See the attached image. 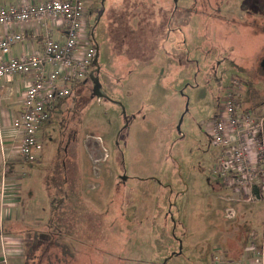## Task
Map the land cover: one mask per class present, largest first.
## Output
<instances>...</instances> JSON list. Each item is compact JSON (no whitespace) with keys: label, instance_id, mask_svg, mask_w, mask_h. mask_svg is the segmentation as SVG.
I'll use <instances>...</instances> for the list:
<instances>
[{"label":"rangeland","instance_id":"374dc122","mask_svg":"<svg viewBox=\"0 0 264 264\" xmlns=\"http://www.w3.org/2000/svg\"><path fill=\"white\" fill-rule=\"evenodd\" d=\"M244 1L82 0L81 44L91 28L99 62L93 75L113 102L83 82L54 102L37 133L42 156L16 183L19 223L48 220L46 174L56 222L63 232L72 225L59 243L78 255L216 264L211 254L240 236V227L258 230L263 201L222 184L208 133L232 78L242 81L244 106L264 102V16L248 18ZM62 162L69 175L57 185L51 176ZM3 233L12 257L19 255L24 240Z\"/></svg>","mask_w":264,"mask_h":264},{"label":"built area","instance_id":"2783aa9c","mask_svg":"<svg viewBox=\"0 0 264 264\" xmlns=\"http://www.w3.org/2000/svg\"><path fill=\"white\" fill-rule=\"evenodd\" d=\"M82 0H34L0 6V25L36 23L42 32L41 52L23 53L19 57L0 59V77L31 75L22 107L11 125L19 134L17 152L25 164L35 162L42 149L38 136L40 125L48 118L54 102L71 94L70 84L82 81L91 71L98 49L83 34ZM55 27L62 41L52 38ZM23 38L21 32H8L0 37V54ZM242 81L232 78L231 88L224 95L217 115L209 126V136L218 149L213 170L222 184L236 189L246 199L264 201V102L254 108L242 106ZM25 172L19 176L23 177ZM5 177L0 179V264H11L9 240L3 233L9 217ZM245 249L251 253L249 264H264V222L259 237L251 232ZM212 253L215 263L223 261V251Z\"/></svg>","mask_w":264,"mask_h":264},{"label":"crops","instance_id":"0c3cea01","mask_svg":"<svg viewBox=\"0 0 264 264\" xmlns=\"http://www.w3.org/2000/svg\"><path fill=\"white\" fill-rule=\"evenodd\" d=\"M24 1L34 0H0V6H7L9 4H17ZM38 1V0H36ZM42 1V0H40ZM8 32H21L23 38L14 42L7 54H0V59H8L10 57H19L23 53L41 52L42 50V32L39 31L38 25L34 23H27L25 25H0V37ZM50 33L52 38L62 41V35L57 28L51 27ZM87 34V33H86ZM31 75H14L0 77V179L5 177V189L7 202L9 203V219H6L4 224L6 226L19 225V218L24 219L23 212L21 213L18 205V198L20 189H17L16 183L21 178L19 174L24 171L25 167L30 164L22 162L19 153L17 152V143L19 141V134L13 129L11 122L16 117L22 107L23 92L31 80ZM42 155V153H41ZM263 201L256 199L250 202ZM246 203V201H244ZM264 203V201H263ZM264 208V207H263ZM264 222V216L258 230H252L249 227H240V236H235L234 239H226V244L223 246L225 252V259L220 264H249L251 253L245 251V247L249 240L251 232H255L259 237ZM242 232L245 233L242 237ZM14 241L17 239L12 237ZM248 239V240H247ZM9 240V239H8ZM232 242V243H231ZM22 248L19 255L12 257V264H21Z\"/></svg>","mask_w":264,"mask_h":264},{"label":"trees","instance_id":"16d2710c","mask_svg":"<svg viewBox=\"0 0 264 264\" xmlns=\"http://www.w3.org/2000/svg\"><path fill=\"white\" fill-rule=\"evenodd\" d=\"M242 11L245 12V14H247L248 18L251 16L253 18V15L256 16V14H258L260 16H264V0H245L244 3L242 4ZM209 15L213 16L215 18H217V16H218V15L214 16L213 14H210V12H209ZM235 26H236V23H235ZM91 33H92V31L90 28L87 36H88L89 40L94 45L97 46L94 39L91 38L92 37ZM97 61H98V52H97ZM98 64H99V62H98ZM261 69L263 70L262 67H261ZM78 82L85 83L86 81H84V80L73 81V84L78 83ZM262 103L263 102H261L257 105H253L251 107L249 106L248 108H254L256 106L261 105ZM242 106L247 107V106H244L243 104H242ZM42 149H43V142H42ZM42 149L39 152L35 161H37L41 158ZM69 169H70V167H68L67 163L62 162V163L55 164V168L53 170L54 174L51 176V180L56 182L55 184L59 185V180L61 182V177H59V180H58V176H61V174L63 175L64 173L69 175ZM64 170H65V172H64ZM44 182H45L46 192H47L48 197L50 199V211H49L48 220L43 224H38L37 226L31 227V228L30 227H24L21 223H19L20 228L17 231L18 233H12L11 232L12 229H11L10 225L6 226L4 224V227H3V231L6 232V234H8L9 236L14 237V238L15 237H19V238L21 237L22 240H24L23 241V249H22V257H21L22 258L21 264H122V258L121 257H106L104 251H103V253H96L93 255L90 253L88 254L87 252L83 251L80 255H78L79 252H77V251L71 252L68 250V248H66V246L64 244L62 245L61 243H59V240L62 237H64L66 233L68 235H69V233H71L70 226H72V225L71 224L65 225V229L68 230L69 233L66 232V230L64 232L61 230L62 228H61L60 224L56 222L57 221L56 217H54V214H53L54 209L52 207V202H51L52 197H50V194H49L47 175L46 174L44 177ZM64 183H65V181L63 180V177H62L61 184H64ZM56 190L58 192L62 189H56ZM60 205L61 204H59V207H60ZM104 225L107 226L108 224L105 223ZM105 230H106V227H105ZM30 232H33V237H32L33 240L31 242H28V241H26V239H27L26 237H29L31 235ZM15 234H20V235H15ZM106 235L108 236L109 234L107 233ZM106 235H104V236L101 235L100 238L105 237ZM107 236L105 238H103L105 242L107 241ZM123 236H124V234H123ZM109 242H110V238H109ZM224 256H225V252L223 253V257ZM110 258H111V261L109 262ZM224 259H225V257H224Z\"/></svg>","mask_w":264,"mask_h":264},{"label":"water","instance_id":"95a60500","mask_svg":"<svg viewBox=\"0 0 264 264\" xmlns=\"http://www.w3.org/2000/svg\"><path fill=\"white\" fill-rule=\"evenodd\" d=\"M93 65L95 67L94 70L90 71V79L93 83V95L96 96L97 98H101L103 96V93L101 92V88H100V83H99V80L97 78V76H94L93 73L94 72H98L99 71V64H98V61H97V56L94 58L93 60ZM261 67L264 69V60L261 61ZM123 110V113H124V109ZM181 120V118H180ZM177 129H179V124L177 125ZM120 177L125 180L127 177L125 174H122L120 175Z\"/></svg>","mask_w":264,"mask_h":264},{"label":"flooded vegetation","instance_id":"af4514ba","mask_svg":"<svg viewBox=\"0 0 264 264\" xmlns=\"http://www.w3.org/2000/svg\"><path fill=\"white\" fill-rule=\"evenodd\" d=\"M91 31H92V29H91ZM91 36H92L91 38H93V32L91 33ZM93 39H94V38H93ZM96 56H97V55H96ZM92 67H94V65H92ZM92 67H91V68H92ZM94 68H95V67H94ZM94 68L91 69V71L94 70ZM96 73H97V72H96ZM89 74H90V73H89ZM89 74L83 79L84 81H86V82H85L86 84H87V83H89V84L92 83ZM97 78H98V77H97ZM98 80H99V79H98ZM99 83H100V82H99ZM101 86H102V85H101V83H100V88H101ZM101 92H102V91H101ZM102 93H103V96H102L103 98L111 100V98H109L108 96H106V93H104V92H102ZM92 95H93V83H92ZM102 97H101V98H102ZM111 101H112V100H111ZM112 102H113V101H112ZM209 137H210V136H209ZM210 141H211V139H210ZM211 142H212V141H211ZM125 175H126V174H125ZM126 177H127V176H126ZM120 178H121V177H120ZM121 179H122V178H121ZM122 180H123V179H122ZM125 180H126V179H125ZM125 180H123V181H125Z\"/></svg>","mask_w":264,"mask_h":264}]
</instances>
